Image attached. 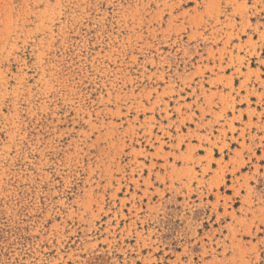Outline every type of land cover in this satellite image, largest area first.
Masks as SVG:
<instances>
[{
    "label": "rangeland",
    "instance_id": "rangeland-1",
    "mask_svg": "<svg viewBox=\"0 0 264 264\" xmlns=\"http://www.w3.org/2000/svg\"><path fill=\"white\" fill-rule=\"evenodd\" d=\"M0 264H264V0H0Z\"/></svg>",
    "mask_w": 264,
    "mask_h": 264
}]
</instances>
